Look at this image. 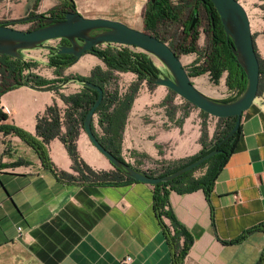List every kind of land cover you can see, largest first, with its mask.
I'll list each match as a JSON object with an SVG mask.
<instances>
[{"label":"crops","instance_id":"obj_1","mask_svg":"<svg viewBox=\"0 0 264 264\" xmlns=\"http://www.w3.org/2000/svg\"><path fill=\"white\" fill-rule=\"evenodd\" d=\"M146 1L71 0L74 10L83 17L113 19L128 26L133 25L129 20L142 24ZM62 2L38 0L36 4L45 13ZM20 17L7 15L0 21ZM259 17L257 29L249 23L256 51L264 60V11ZM33 62V74L40 76L38 67L47 64ZM94 66L105 69L100 59L84 53L65 66L61 75L52 77L87 76ZM115 74L121 92L135 76L131 72ZM142 83L126 114L121 157L145 170L197 154L202 147L200 110L184 105L188 110L181 111L180 99L168 89ZM79 88L73 83L57 92L23 85L10 88L0 94V111L8 110L0 124L33 134L36 116L52 102L62 111L65 105L60 95ZM92 123L96 124L95 115ZM205 137L208 144L206 139L212 136ZM75 144L79 157L91 169L113 171L83 131ZM232 145L208 193L200 189L168 192L173 218L192 238L182 264H257L264 248L261 230H250L239 238L244 231L264 224V89L242 112ZM46 148L57 170L72 173L71 160L58 138L49 140ZM203 171L192 175L200 176ZM162 221L169 226L168 219ZM125 256L130 257L125 264H172L152 210L151 185L60 180L41 166L35 152L17 136L0 131V264H121Z\"/></svg>","mask_w":264,"mask_h":264},{"label":"trees","instance_id":"obj_2","mask_svg":"<svg viewBox=\"0 0 264 264\" xmlns=\"http://www.w3.org/2000/svg\"><path fill=\"white\" fill-rule=\"evenodd\" d=\"M187 5H191V8L188 7L189 11L185 15L184 8H187ZM198 5L204 9L208 21V28H210L207 44L200 50H197L195 43L198 37L197 27L196 25L190 27L192 15ZM258 6L264 11V0H261V4ZM72 10H74V7L71 0H63L57 7L49 9L44 13L45 17L43 18V22L40 20L31 21L34 25L29 29L52 22L56 15ZM141 20L142 31L165 42L177 56L179 52H197V60L195 61L197 64L186 68L189 76L207 73L209 80L216 84L222 73H225L224 85L227 90H234L235 95L222 101H232L241 94L245 86V77L231 55L229 47L230 40L225 37L210 0H177L175 2L172 0H147L141 12ZM253 48L258 60V93L264 89V60L259 57L254 41ZM91 54L102 61L105 69L94 66L90 69L87 76L73 74L66 77H58L53 80L45 79L33 73L24 75L22 74V70L33 67L35 65L34 62L15 59L0 54V94L10 88L20 86L23 82H27L33 86H53L56 83L64 81L66 78H73L78 81L87 80L100 86L102 89V98L94 110L96 126L100 132L95 130L92 120L91 130L100 144L122 161L120 155V140L127 111L141 81H144L147 87L154 85L148 78L151 75L148 64L149 59L146 54L126 46H95ZM68 61V55L53 53L48 55L47 65L53 66L55 74L58 76L60 75V69L65 67ZM116 72H131L135 74L136 81L129 84L125 91L121 92L118 87ZM57 90L53 89L54 92H57ZM168 91L171 95H175L171 90ZM95 96L96 93L94 90L83 86L72 94L60 95V99L65 105L63 110L60 111L54 102L48 105L42 113L36 116L33 134L19 127L4 123L0 124V131L17 136L35 152L41 166L60 180L98 184L135 182L132 178L125 176L120 170L114 167L113 171L93 170L83 162L77 153L75 141L78 134L83 131L82 119L87 109L93 103ZM184 102L186 105H191L186 101ZM200 112L208 115L203 111ZM5 119L6 114L0 111V121H4ZM218 120L224 121L222 131L212 135L208 144L204 142L205 134L203 133V135L201 133L200 142L202 147L197 154L176 162H168L165 165L159 164L154 166L152 170L145 171L151 176H161L171 173L212 149L219 150L218 153L210 156L195 168L169 181L151 185L152 210L164 235L172 264H182V260L191 244L192 238L173 218L167 202L168 192L175 191L182 193L200 189L205 194L208 193L212 180L218 168L231 151L233 140L238 132H233L227 138L223 139L224 135L232 127L234 117L218 118ZM61 126L64 128L63 131L61 130ZM55 137L63 143L66 149L71 160L72 173L57 170L48 157L47 143ZM201 168H204L203 173L200 176L193 177V172ZM163 218L168 219L169 226L163 223ZM254 229L264 232V224L244 231L239 238ZM180 238L181 242H179ZM257 264H264V248L258 258Z\"/></svg>","mask_w":264,"mask_h":264},{"label":"water","instance_id":"obj_3","mask_svg":"<svg viewBox=\"0 0 264 264\" xmlns=\"http://www.w3.org/2000/svg\"><path fill=\"white\" fill-rule=\"evenodd\" d=\"M210 2L218 16L225 37L230 40L231 55L245 77L243 91L232 101L216 100L197 89L179 56L160 39L145 31L132 28L121 21L100 17H83L75 10L66 11L61 18H55L52 22L32 29H18L15 25L34 19H43L45 17L44 13L0 21V54L15 59L37 61L45 64H47V58L45 60L47 55L53 53L66 54L69 61L65 66H68L82 54L91 53L95 46L129 47L146 54L148 57L151 71L148 78L154 85L171 90L184 101L212 117H234L232 127L223 137L225 139L233 132L238 131L242 112L246 110L257 94L259 81L258 60L253 48L249 18L241 3L238 0H210ZM195 15L193 13L190 25H193ZM61 40L66 42L61 43ZM31 51L36 54L32 55ZM41 52L43 55L38 54ZM152 58L159 61L162 67H157ZM29 71V69H25V74ZM69 83L95 91V99L82 119V130L92 146L105 157L112 167L120 170L125 176L132 178L134 181L149 185L169 181L195 168L210 156L219 152L217 149H212L171 173L151 176L135 167L131 161L128 160V163L124 157L122 161L116 158L100 144L93 134L91 120L94 110L102 98L100 86L87 80L78 81L73 78H66L53 86H33L27 82H23L21 85L38 90H53L60 89Z\"/></svg>","mask_w":264,"mask_h":264},{"label":"rangeland","instance_id":"obj_4","mask_svg":"<svg viewBox=\"0 0 264 264\" xmlns=\"http://www.w3.org/2000/svg\"><path fill=\"white\" fill-rule=\"evenodd\" d=\"M35 1V4H34ZM172 1H177V0H172ZM241 5L244 7L245 11L248 14L250 23H251V28L253 30L257 29L258 25H256V23L258 24L259 21V16H260V11L261 9L258 7V5L261 4V2L259 0H238ZM38 0H0V20L1 18L6 17L7 15H15V16H24L26 14L31 15V14H35V13H44V8H42V6H37ZM191 8V5H187V8H184V14L186 15L189 11V8ZM41 10V11H40ZM197 11H198V15H197V19L199 20V25L197 27V31H198V37L196 39V46H197V50H200L202 48H204L207 44V40H208V35L205 32V30L207 29V19L205 16L204 11L200 8V6H197ZM5 15V16H2ZM2 16V17H1ZM129 24H133L130 27L132 28H137L139 30H142V24L138 23L136 24L135 22H133L132 20L128 21ZM34 24L31 22H21L15 25L16 28L18 29H29L33 26ZM134 25H136L137 27H135ZM181 28V27H180ZM179 28V29H180ZM168 40V39H167ZM32 55H35L36 53L34 51H31ZM197 52H179L178 56L179 58L183 61L182 64L184 65L185 68H189V66L193 65V64H197L195 63V61L197 60ZM154 64L161 68V64L159 63V61H157L156 59L152 58ZM198 62V61H197ZM38 73L40 74L41 77H45L48 80H53V79H57L52 77V75H56L55 74V70H51L48 69L47 66H40L37 69ZM63 72V68L60 69V75ZM78 75V74H76ZM86 76V75H83ZM224 76L225 73H222V75L220 76V78L218 79V82L216 84H214L213 82H211L209 80V76L207 75V73H202L196 76H191L192 82L195 85V79L199 78V77H203L204 80L207 82V86L209 88L208 92L207 91H202L205 94H207L208 96L216 99V100H223L227 97L226 93V87L224 85ZM134 81H136V77L133 76V78H130L128 80L129 84L133 83ZM125 84H127V81H125ZM142 84L145 85V83L143 82ZM143 85V86H144ZM119 86H121V83L119 84ZM142 86V85H141ZM122 89V88H120ZM123 91V89H122ZM210 91V92H209ZM177 96V95H175ZM178 97V96H177ZM178 99H180L179 104H181V111L183 110H188V108L186 109V103L184 102L183 99H181L180 97H178ZM191 106V105H190ZM189 106V107H190ZM192 108L194 110L199 111L197 108L193 107ZM200 113V114H199ZM198 114L200 115V127H201V133L206 136V134L208 135H214L215 133L218 134L220 133V131H222V125L224 123V121H220L218 120V118L216 117H212L210 115H204L201 112H198ZM95 126V130L97 132H100L98 127ZM203 131V132H202ZM206 138V137H205ZM210 139H206V141H209ZM202 169V168H201ZM198 169V170H201ZM197 171V170H196Z\"/></svg>","mask_w":264,"mask_h":264},{"label":"flooded vegetation","instance_id":"obj_5","mask_svg":"<svg viewBox=\"0 0 264 264\" xmlns=\"http://www.w3.org/2000/svg\"><path fill=\"white\" fill-rule=\"evenodd\" d=\"M203 11H204V9L202 8V7H200ZM194 13L196 14L195 15V20H194V22H193V25H196V27H198V25H199V20L197 19V15H198V11H197V8L194 10ZM204 13H205V11H204ZM62 15L63 14H58V15H56L55 16V18H61L62 17ZM205 16H206V13H205ZM192 17H193V15H192ZM34 20H38V19H34ZM41 22H43L44 21V19H39ZM31 21H33V20H30V22ZM27 22V21H26ZM32 23V22H31ZM193 25H190V27H192ZM207 26H208V21H207ZM209 29L210 28H208L207 27V29L205 30V32L207 33V35H208V31H209ZM61 43H65L66 41L65 40H61L60 41ZM47 58H48V55H47ZM48 67H53V66H49V65H47ZM64 68V67H63ZM53 69H54V67H53ZM25 69H23L22 70V74H24L25 75V73H23V71H24ZM34 72V69H33V67H30V71H29V73H33ZM135 75V74H134ZM141 82H144V81H141ZM226 90H227V88H226ZM227 92H228V94H227V97L225 98V99H228V98H231V97H233L234 95H235V91L234 90H227Z\"/></svg>","mask_w":264,"mask_h":264},{"label":"bare ground","instance_id":"obj_6","mask_svg":"<svg viewBox=\"0 0 264 264\" xmlns=\"http://www.w3.org/2000/svg\"><path fill=\"white\" fill-rule=\"evenodd\" d=\"M180 61H181V63L183 62L181 59H180ZM191 81H192V79H191ZM193 85H194V83H193ZM194 86L197 89L202 90V91H207L208 92V90H209V88L207 86V82L204 80L203 77H199V78L195 79V85Z\"/></svg>","mask_w":264,"mask_h":264},{"label":"built area","instance_id":"obj_7","mask_svg":"<svg viewBox=\"0 0 264 264\" xmlns=\"http://www.w3.org/2000/svg\"><path fill=\"white\" fill-rule=\"evenodd\" d=\"M29 70H30V68H29ZM23 73H25V70L23 71ZM226 94H228V92L226 91V93H225V95ZM5 112H8V110L7 109H5ZM4 112V113H5ZM6 114V113H5ZM154 166H157V165H152L151 167H149V168H147V169H145V170H142V171H147V170H152L153 168H154ZM20 229V227H17V230H19ZM130 260V257L129 256H125V257H123L122 259H121V264H125V263H127L128 261Z\"/></svg>","mask_w":264,"mask_h":264}]
</instances>
